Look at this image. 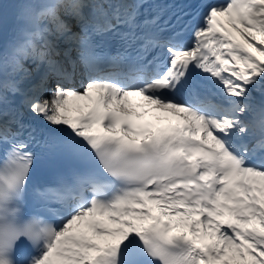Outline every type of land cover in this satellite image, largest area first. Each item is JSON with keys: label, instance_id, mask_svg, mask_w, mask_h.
Here are the masks:
<instances>
[{"label": "snow or ice", "instance_id": "obj_1", "mask_svg": "<svg viewBox=\"0 0 264 264\" xmlns=\"http://www.w3.org/2000/svg\"><path fill=\"white\" fill-rule=\"evenodd\" d=\"M0 264H264V0L0 2Z\"/></svg>", "mask_w": 264, "mask_h": 264}, {"label": "bare ground", "instance_id": "obj_2", "mask_svg": "<svg viewBox=\"0 0 264 264\" xmlns=\"http://www.w3.org/2000/svg\"><path fill=\"white\" fill-rule=\"evenodd\" d=\"M254 95H255V93H254ZM257 99H259V96L257 97ZM137 102H139V98H133V103H137Z\"/></svg>", "mask_w": 264, "mask_h": 264}, {"label": "rangeland", "instance_id": "obj_3", "mask_svg": "<svg viewBox=\"0 0 264 264\" xmlns=\"http://www.w3.org/2000/svg\"><path fill=\"white\" fill-rule=\"evenodd\" d=\"M255 96H256V97H258V96H259V94H258V93H257V94L255 93Z\"/></svg>", "mask_w": 264, "mask_h": 264}]
</instances>
